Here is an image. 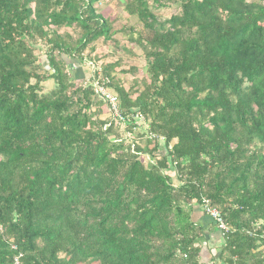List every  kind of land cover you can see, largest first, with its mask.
<instances>
[{
    "label": "trees",
    "instance_id": "obj_1",
    "mask_svg": "<svg viewBox=\"0 0 264 264\" xmlns=\"http://www.w3.org/2000/svg\"><path fill=\"white\" fill-rule=\"evenodd\" d=\"M99 2L0 0V264H264V0H124L139 90Z\"/></svg>",
    "mask_w": 264,
    "mask_h": 264
},
{
    "label": "rangeland",
    "instance_id": "obj_2",
    "mask_svg": "<svg viewBox=\"0 0 264 264\" xmlns=\"http://www.w3.org/2000/svg\"><path fill=\"white\" fill-rule=\"evenodd\" d=\"M123 5L124 0H100L98 3V12L105 18L112 22L115 30H121L124 28L125 34L118 33L115 35L114 40L118 42V46L116 47L113 43L108 42L104 43L102 40H99L94 48L95 52L94 55L91 54L89 56L87 50L83 56L86 57V59H90L92 57L100 56L101 58H98L100 61L96 64V59H92L90 61L86 60L85 64L78 66L76 69L72 68V71L75 74L80 75L79 81L83 82V85L87 84L89 81V78H91V75L95 72L99 73V67L101 64H110L114 62L119 63V72L116 71L115 77L121 82V85L125 89L134 88L136 89L138 86V90L141 89V84L143 80H146L145 74H144V64L145 61L142 57L141 50L133 44L129 43V33H132L134 35L133 38L136 37L137 34L145 35V33L142 30L141 24L136 20L134 17H129L126 13L123 11ZM176 14V9L174 7L163 8L159 10L158 17L159 19L165 20L166 18H169L170 15ZM62 33V31H60ZM63 32L72 33L70 30H64ZM74 38L76 35H74ZM36 56L38 58V64L42 66V68H46V58L43 55L42 52H36ZM47 69V68H46ZM69 71V68H67ZM42 73L41 71H39ZM118 72V73H117ZM76 75V76H77ZM45 88H52V82H43ZM94 89V88H93ZM96 94V93H95ZM97 95V94H96ZM105 95L113 96L112 93H109L105 91ZM101 98L104 99V96L98 95ZM106 104L104 105V108L102 109L103 113L111 114L114 118V111L111 110L110 106H108L107 101L105 100ZM139 120L136 121V124H140L141 118H137ZM145 129V128H143ZM158 154H164V151H160ZM171 175V174H170ZM176 184V182L174 183ZM208 264V263H207Z\"/></svg>",
    "mask_w": 264,
    "mask_h": 264
},
{
    "label": "built area",
    "instance_id": "obj_3",
    "mask_svg": "<svg viewBox=\"0 0 264 264\" xmlns=\"http://www.w3.org/2000/svg\"><path fill=\"white\" fill-rule=\"evenodd\" d=\"M93 88H94V93H96L97 95L104 96V100L107 101L108 106H110L111 110L114 111V114H115L114 118L118 117L116 98L113 96L111 97V96L105 95V91L107 90L101 84L94 83ZM203 208H204L205 213L209 217L213 218L219 224L220 229H225L224 224L220 220L218 212L214 209L209 208L208 203L206 201H204Z\"/></svg>",
    "mask_w": 264,
    "mask_h": 264
},
{
    "label": "crops",
    "instance_id": "obj_4",
    "mask_svg": "<svg viewBox=\"0 0 264 264\" xmlns=\"http://www.w3.org/2000/svg\"><path fill=\"white\" fill-rule=\"evenodd\" d=\"M191 218L193 222L201 225L204 229L207 228L210 224L209 218L205 217L202 212H200V210L194 209Z\"/></svg>",
    "mask_w": 264,
    "mask_h": 264
}]
</instances>
